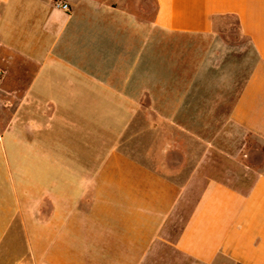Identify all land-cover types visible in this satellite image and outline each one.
<instances>
[{
    "label": "crops",
    "instance_id": "obj_1",
    "mask_svg": "<svg viewBox=\"0 0 264 264\" xmlns=\"http://www.w3.org/2000/svg\"><path fill=\"white\" fill-rule=\"evenodd\" d=\"M115 1L0 0V264H264V0Z\"/></svg>",
    "mask_w": 264,
    "mask_h": 264
},
{
    "label": "rangeland",
    "instance_id": "obj_2",
    "mask_svg": "<svg viewBox=\"0 0 264 264\" xmlns=\"http://www.w3.org/2000/svg\"><path fill=\"white\" fill-rule=\"evenodd\" d=\"M114 2V1H113ZM118 3L121 9H124L130 12L139 23H145L154 18L156 13V3L155 0H119L115 1ZM215 28L217 29L218 35L221 39L229 46L237 48L238 50H243V47L246 45V39L243 38L238 29V22L233 17H224V18H216L214 21ZM14 104L13 99L8 98L6 96L0 97V105H10ZM147 100L146 98L142 99V106H146ZM144 114H146L144 112ZM11 113L5 112L0 113V121L2 119L6 120L10 118ZM149 114H147L148 116ZM233 136H237V132L233 129ZM238 137H234L236 139ZM241 138V137H239ZM245 140L247 146L244 150L245 158H242L243 161L249 162L250 159L248 157L255 159L257 164L262 159V146L252 137L250 136H242V140ZM134 157L140 158L139 155L132 154ZM251 162V161H250Z\"/></svg>",
    "mask_w": 264,
    "mask_h": 264
},
{
    "label": "built area",
    "instance_id": "obj_3",
    "mask_svg": "<svg viewBox=\"0 0 264 264\" xmlns=\"http://www.w3.org/2000/svg\"><path fill=\"white\" fill-rule=\"evenodd\" d=\"M55 7L66 12L69 10V6L67 4L55 3Z\"/></svg>",
    "mask_w": 264,
    "mask_h": 264
}]
</instances>
